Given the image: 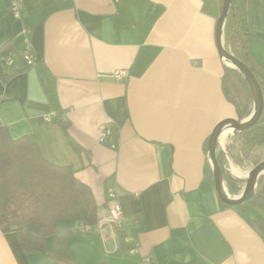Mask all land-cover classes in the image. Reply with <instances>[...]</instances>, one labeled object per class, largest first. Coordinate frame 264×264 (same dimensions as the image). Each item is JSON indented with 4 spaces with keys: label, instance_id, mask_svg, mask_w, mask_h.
<instances>
[{
    "label": "crops",
    "instance_id": "crops-1",
    "mask_svg": "<svg viewBox=\"0 0 264 264\" xmlns=\"http://www.w3.org/2000/svg\"><path fill=\"white\" fill-rule=\"evenodd\" d=\"M13 1L0 0L1 123L89 187L97 220L107 213L109 189L128 218L130 241L96 223L87 233L71 219L56 226L74 231V263L142 264L148 256L150 264H264L260 219L249 217L264 206L222 203L209 161L215 126L238 119L221 87V0H19L18 17ZM236 3L250 53L264 67V0ZM26 45L31 65L22 59ZM105 125L111 135L101 143ZM238 143L252 147L225 126L216 156L222 152L226 173L243 180L228 159ZM50 254L51 238L26 251L13 231L0 229V264H42Z\"/></svg>",
    "mask_w": 264,
    "mask_h": 264
},
{
    "label": "trees",
    "instance_id": "trees-1",
    "mask_svg": "<svg viewBox=\"0 0 264 264\" xmlns=\"http://www.w3.org/2000/svg\"><path fill=\"white\" fill-rule=\"evenodd\" d=\"M250 35L244 11L232 0L223 30L224 46L251 69L264 95V67H260L250 53ZM6 52L0 49V60ZM221 87L227 100L234 104L238 120L248 117L251 107L247 100L252 101V97L247 82L237 69L226 63H223ZM241 90L247 96L242 94L244 99L239 102ZM59 121L66 128L67 121ZM235 134L248 145H263L264 111L254 126ZM216 157L224 173L226 190L231 194L239 193L244 180L226 173L222 152ZM251 200L264 206V173L257 179L256 193ZM62 219L94 225L97 206L91 190L74 177L70 168L45 160L29 138H11L0 121L1 231H13L26 251L45 248L47 239L51 238L53 254L42 264H75L69 246L74 231L57 229L56 223Z\"/></svg>",
    "mask_w": 264,
    "mask_h": 264
},
{
    "label": "water",
    "instance_id": "water-1",
    "mask_svg": "<svg viewBox=\"0 0 264 264\" xmlns=\"http://www.w3.org/2000/svg\"><path fill=\"white\" fill-rule=\"evenodd\" d=\"M232 0H222L220 14L216 21L215 38L217 50L220 58L227 65L237 69L247 82L251 93L253 109L248 117L238 119H226L219 122L213 129L207 144L209 152V161L213 176L214 189L220 201L229 206H238L251 199L256 193V184L258 177L264 173V160L257 162L243 177L244 185L238 195H229L225 189L224 173L221 170L217 157L216 147L219 144V136L225 126L233 129V132H240L254 126L261 118L264 111V95L259 81L251 69L231 52L223 44V26L228 15Z\"/></svg>",
    "mask_w": 264,
    "mask_h": 264
},
{
    "label": "built area",
    "instance_id": "built-area-1",
    "mask_svg": "<svg viewBox=\"0 0 264 264\" xmlns=\"http://www.w3.org/2000/svg\"><path fill=\"white\" fill-rule=\"evenodd\" d=\"M21 8V2L19 0H14L11 4V11L13 16L18 17L19 16V10ZM22 59L27 65H31L34 61V54L32 52V49L30 45H26L25 50L22 54ZM115 77L119 78L123 75H125L124 71H116L114 72ZM111 135V129L109 126H101L98 130V139L99 142L105 143L109 140ZM108 196L110 198V201L108 203V209L107 213L98 218L96 222V228L100 231L104 227H108L111 229H117V230H123L125 231L124 240L130 241L132 240L130 236V231L128 229V218L122 213L121 207L117 201V194L113 189L108 190ZM90 224L81 222V221H75V228L79 230L80 232L87 233L92 228ZM137 248V245L135 248L129 249L130 253H134ZM142 264H150V260L148 256H144L142 258Z\"/></svg>",
    "mask_w": 264,
    "mask_h": 264
},
{
    "label": "rangeland",
    "instance_id": "rangeland-1",
    "mask_svg": "<svg viewBox=\"0 0 264 264\" xmlns=\"http://www.w3.org/2000/svg\"><path fill=\"white\" fill-rule=\"evenodd\" d=\"M240 98L239 96L237 98L239 102H241L244 99V96L246 97L247 95H244L243 90L240 92ZM244 96H243V95ZM249 102V106L251 107V111L253 109V103L251 100H247ZM251 113V112H250ZM239 151H242V154L239 153ZM229 152L231 154L235 155L234 160L231 158V156L228 157L229 161L232 162V164H237L238 167L237 170L239 172L243 173L242 176H245L247 172L256 164L255 161H257L259 158H261L264 155V147L262 145H255L252 146L251 149L248 147H243L242 145L236 144L233 146H230ZM229 163V162H228ZM227 170L229 171V164ZM244 182L241 184V190L243 188ZM239 193L235 194L238 195ZM248 201H252L251 199ZM249 217L254 218L255 220H259L257 222V227L259 228L260 231L264 233V208L261 209L260 211H250ZM69 219H62L57 221L56 226L60 227L61 223L66 222ZM57 227V228H58ZM60 229V228H58Z\"/></svg>",
    "mask_w": 264,
    "mask_h": 264
}]
</instances>
